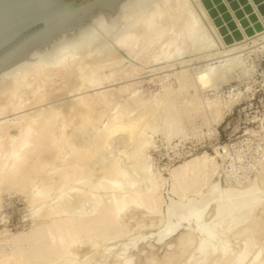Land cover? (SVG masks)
Returning <instances> with one entry per match:
<instances>
[{
  "label": "bare ground",
  "instance_id": "obj_1",
  "mask_svg": "<svg viewBox=\"0 0 264 264\" xmlns=\"http://www.w3.org/2000/svg\"><path fill=\"white\" fill-rule=\"evenodd\" d=\"M193 1L77 0L0 58V204L4 190L15 189L26 195L32 216L37 219L28 232L2 240L12 249L0 254V264H81L75 256L79 248L98 249L96 245L103 243L98 251L101 258L114 254L112 264H137L131 252L136 238L128 235L133 228L124 220L131 208L143 215L137 220L138 234L144 239L153 237L157 245L170 243L167 246L175 247L163 264H176L194 246L198 252L187 264H264V245L253 254L259 243L257 237L264 235V194L259 184L251 179L249 186L235 192L213 187L203 200V188L209 185V176L217 172L216 159L233 156L232 144H220L214 155L197 154L170 171V190L178 197L170 204V211L176 219L163 225L165 180L150 169L149 133L163 132L168 141L186 134L181 125L182 111H204L201 99L189 97L179 106L174 102L173 90L166 86L163 93L150 100L139 96L138 90L131 88L133 83L113 87L140 75L139 63L130 65L131 72L124 68L137 55L140 63L151 66L175 62L152 69L158 72L192 61L180 54L181 43L193 56L201 54L199 58L203 59L239 48V41L254 31L250 23L256 24L258 32L264 31V0H233V4L228 0L226 6L236 24L232 27L219 0ZM245 1L249 2V13L240 4ZM193 3L201 10L200 15ZM211 5L229 32V48L209 17L207 9ZM98 9L100 12H96ZM92 15L99 16L96 23L89 22ZM203 19L209 21L208 27ZM159 43L164 46L161 52L155 48ZM216 45L220 48L215 51L220 50L214 53L211 48ZM238 59L232 57L220 64V73L214 68L213 72L219 73L215 80L224 79L232 68L241 65ZM178 74L182 77L181 92L192 86L208 89L213 84L206 69L198 71L195 80L185 76V70ZM62 94L73 99L55 105L53 101ZM120 98H125V105L118 101ZM48 101L52 105L42 107ZM207 106L214 120L219 121L224 106L218 100L208 101ZM110 107L116 109L112 114L107 113ZM120 135L125 136L124 143L132 150L128 157L127 150L121 153L133 169L143 174L145 187L144 180L134 177L119 159L99 163L100 156ZM231 163L236 166L242 160L233 158ZM190 195L202 203L188 202ZM146 230L150 235L143 233ZM179 231V241L168 242ZM241 236L244 247L236 251L231 241ZM98 240L102 244L96 243ZM218 242L224 244L220 253ZM155 244L149 246L154 249ZM206 251L210 253L207 257ZM157 262L154 254L145 260V264Z\"/></svg>",
  "mask_w": 264,
  "mask_h": 264
},
{
  "label": "rangeland",
  "instance_id": "obj_2",
  "mask_svg": "<svg viewBox=\"0 0 264 264\" xmlns=\"http://www.w3.org/2000/svg\"><path fill=\"white\" fill-rule=\"evenodd\" d=\"M227 1L228 0H219L220 4L223 5L224 17L227 18L230 26L232 27L236 24L233 21V12H231L230 9L227 8L228 6H226ZM230 1H232L231 4H233V0ZM193 2H195V0ZM245 2V4H247V7L245 6V4H243L244 2H241L240 4H242L243 7L246 8V11H248L247 13H249V2ZM193 5L196 6L194 3ZM212 6L213 5H211L209 9H207L209 17L211 18V21L215 23L217 29H219L221 40L226 42V37L229 35V32L225 31L224 24L222 22L220 23L218 14ZM197 8L198 7L196 6V9ZM231 8L233 10V7ZM98 11L100 12V9L96 10V12ZM200 11L201 10L199 9V15L201 13ZM222 15L223 14L220 13L221 17ZM202 16L200 17L204 18ZM98 19V15H92L88 18L89 22L95 23L98 21ZM204 19L203 21H205ZM207 21L208 20L206 19L205 25H207L208 27L210 23L208 21V23L206 24ZM217 24L219 25V28ZM251 26L254 29L253 33L250 35L247 33L248 36L246 35L247 37L245 36L243 40L239 41V48H236L234 50L233 48H231L234 51L233 53L229 48L231 45L229 46L226 42L228 46L227 48H229L228 52L220 55L218 54L219 56L215 55L216 57L213 56L200 59L199 56L201 54L193 56L194 53H189L187 50V46L181 43L178 47L180 50V54L186 57L185 60L191 59L192 61L183 65L178 63L171 68H165L158 72H153L152 69L156 67L167 66L175 62H171L169 64L162 63L155 66H151L150 64L146 65L143 62H139V57L136 54L137 59L136 57H134L132 63H126L124 65V68L128 69V72H131L132 70H130V65H137L139 63L141 64L142 69L140 75L134 77L135 79L131 78L134 80H121L122 83L120 81L119 84L113 86L115 88L120 87L121 85L124 86L126 84L133 83L135 85L131 88H136L138 90L137 92L139 96L149 100L154 99L158 94L163 93L164 86H166V88L173 90V94L175 95V104L182 106L189 99V97L196 96L201 99V103L203 104V106H205L203 107L204 111L202 110L197 114H186L182 111L181 125L183 126L186 134L174 136L171 141H168L163 132L149 133L150 142H152V149L150 148V151H148L150 169L156 175H158L159 173L158 176L160 178L163 177L162 179L165 180L164 187L162 188L163 197L166 202H164V204L162 205V211L164 210L163 212L165 214L163 225L173 223L176 219L175 214H172L170 211V204L178 200V197L174 195L170 190L172 183L170 171L180 163L197 154L199 155L204 152H208L210 155H214L216 147H218L220 144H232L231 151L233 156L229 155L224 158L218 157L216 159V164L218 166L217 172L213 177L211 175L209 176V179H211L212 182L210 180L209 185L204 186L205 188L207 187V189L203 188V190L205 191L203 193V200H205V198L207 197L209 189L213 187L224 188L225 190L235 192L236 190L249 186V182H252L251 179L259 184V187L261 190H263L262 192L264 194V31L258 32V28H256L255 23H250L249 27ZM249 29L250 28L245 31H248ZM171 35L174 36L175 33L171 32ZM222 37L225 38L222 39ZM164 41L165 40H163V42ZM155 48L158 49V51H163L164 46L162 45V43H159ZM212 48L211 50L212 52L214 51V53L220 50L219 49L215 51V48H220L219 46L217 47V45L216 47H214V49ZM232 57H237V59L239 58L241 61L239 59L238 61H240L242 64L235 67L234 69L232 68V71L230 70V72H228V74L223 77L225 80L220 78L222 81H218V78V80L216 79V81L215 76H217V74H219L221 71L220 64L222 66L224 63H226V60L232 59ZM145 66H147V68ZM204 69L207 70L209 75H212L211 79L213 82L211 83L213 84H211L210 88L202 89V87L199 86V88L196 86H192L189 87V89L184 90L183 92L180 91L179 79L182 77L179 76V71L181 72L185 70V76H190L191 79L195 80L198 71H202ZM213 70H215V72L219 71V73L216 74L213 72ZM168 74H171V76H166ZM63 91L61 90L60 92ZM60 96L59 98H55V100L53 99L54 101L52 100L53 102H55V105L67 104L70 102V100L73 99V97L70 98L69 94H62ZM212 100H218L224 106L221 109L222 117L219 121L214 120V116L211 115V111L207 106V102ZM52 101L50 102L53 103ZM118 101L123 105L126 104L125 98H120ZM50 102H46L47 105L46 103H44L45 105H43L42 107L52 105ZM98 109L105 108L98 107ZM34 110L35 109H30V112ZM115 111L116 109L113 107L107 109L108 114H112ZM135 113H137V111L133 112V114ZM99 126L101 128L104 127L102 123H100ZM123 136L124 135H120L116 140L111 142L113 144L111 145V147L113 148L110 147L109 151L103 153L102 156L105 155L104 157L100 156L102 159L99 158L101 160H99V163L101 162V164H104L102 163L103 161L106 163L108 162V160H115V158L119 159L124 167L130 168V171L132 172L134 177H136L137 179L139 178L138 180L142 178L140 180L141 182L144 180V183L142 182V186L145 187L146 180L144 179L143 174L136 168L133 169L129 163L128 158H125V154L121 153L122 150H127L128 153L126 155L128 157V155H130V153L132 152L131 146L127 147V145L124 143L125 136ZM237 157L241 158L243 164L237 163L235 164L236 166H234L231 161L233 160V158ZM8 191L4 190L3 199L0 204V254L8 252L12 249L10 244L2 242L3 239H10L9 237H11L12 234L28 232L33 228L37 220L32 216V207H30L26 195L22 194L19 191H16L15 189H10ZM104 194V192H100V195L103 196ZM187 201L192 202L196 205L200 204V202L202 203L201 200H196L195 197L191 195L187 197ZM247 211L248 210H245L243 214H247ZM142 218L143 215L139 211L131 208L128 212V215L125 216L124 219L125 223L127 222V224H130L129 228H133L128 235H131L132 238H136V245L131 249V252L134 256V263L136 262L137 264H145L147 256L154 254L158 261L157 264H163L167 254H171L175 250V247L167 246L170 243H168L167 245H157L155 244L153 237H147L146 239H144L142 235L138 234L135 228L137 227V220L139 221ZM150 220L151 219L148 217L146 219V223H151ZM224 224L225 223H220V226ZM143 233L150 235L151 232L146 230L143 231ZM181 233L182 231H179L173 236L172 239H169L168 242L172 241L176 243V240L179 241ZM263 234L261 233V235ZM258 237L256 239V242H259L260 244L257 243V245L254 246L256 248L254 249L253 254H256V252L259 251H257V249H260V247L264 245V235L261 236L262 238L259 237L260 239ZM261 240L263 242H261ZM101 242L103 241L101 240ZM101 242L100 240H98L96 243L102 244ZM152 243H154L156 246L154 247V249L149 246ZM103 244L100 246H98L97 244L96 247H98V249H93L94 246L79 248L76 251V260L81 259L78 260L81 262V264H83L85 261L86 263L84 264H112L114 261V254H111L108 257L105 256L101 258L98 253ZM231 244L236 251L240 250L239 248L242 249V247H244V236L232 240ZM216 245L217 253H220L222 248L224 247V244L222 242H218ZM111 246L112 244L109 247ZM263 250L261 249L260 252ZM197 252V248L194 246L192 250L187 252L186 255L181 256L182 258H179L180 261L178 260L176 264H187V260ZM209 254L210 253L206 251L204 256L207 257ZM89 256L90 259H88Z\"/></svg>",
  "mask_w": 264,
  "mask_h": 264
},
{
  "label": "water",
  "instance_id": "obj_3",
  "mask_svg": "<svg viewBox=\"0 0 264 264\" xmlns=\"http://www.w3.org/2000/svg\"><path fill=\"white\" fill-rule=\"evenodd\" d=\"M76 1L0 0V58L51 23ZM262 9L264 11V6Z\"/></svg>",
  "mask_w": 264,
  "mask_h": 264
}]
</instances>
